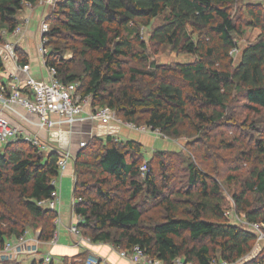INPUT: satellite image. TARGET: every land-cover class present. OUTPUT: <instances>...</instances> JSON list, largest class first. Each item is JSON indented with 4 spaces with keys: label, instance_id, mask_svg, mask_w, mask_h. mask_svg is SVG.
Returning a JSON list of instances; mask_svg holds the SVG:
<instances>
[{
    "label": "trees",
    "instance_id": "trees-1",
    "mask_svg": "<svg viewBox=\"0 0 264 264\" xmlns=\"http://www.w3.org/2000/svg\"><path fill=\"white\" fill-rule=\"evenodd\" d=\"M26 1L35 7L39 0H0V29L10 33L19 25L18 14ZM238 1L57 0L44 17L50 28L46 66L55 68L56 78L78 83V93L90 95L91 107L108 106L127 122L158 128L169 138L195 135L190 144L203 165L188 162L184 187L167 192L166 171L156 173L140 142L92 136L75 152L72 184V212L80 216L77 227L91 243L108 242L124 251L138 246L163 264L176 258L189 264H236L251 253L257 233L236 223L227 210L259 223L264 233V115L258 120L246 115L229 142L220 137L217 143L213 133L237 101L247 112L264 110V13L259 5L247 2L241 9L248 18L244 21L241 13L234 17L231 7ZM162 16L151 42L171 45L196 59L170 67L151 64L150 69L129 64L146 62L139 28ZM247 27L260 33L241 48ZM65 51L81 57L82 73L71 69ZM16 52L20 64H28L25 53L18 47ZM244 132L251 137L247 143ZM0 145V249L25 231L38 232L44 243L52 240L57 211L40 202L53 190L50 181L58 175V153L47 149L44 154L21 139ZM238 146L235 160L250 164V169L239 180L235 171L239 165H232L234 174L228 180L236 179L239 190L232 194V207H224L220 185L204 166L225 162L218 150ZM154 155L155 162L166 168L163 153ZM143 164L148 171L139 179ZM143 192L146 208L138 201ZM151 206L160 208L158 221L145 216ZM85 250L79 255H86ZM78 257L62 262L72 264ZM30 264L41 261L33 259ZM243 264H264V247Z\"/></svg>",
    "mask_w": 264,
    "mask_h": 264
},
{
    "label": "built area",
    "instance_id": "built-area-1",
    "mask_svg": "<svg viewBox=\"0 0 264 264\" xmlns=\"http://www.w3.org/2000/svg\"><path fill=\"white\" fill-rule=\"evenodd\" d=\"M47 3L54 7L57 0H39L38 4ZM51 7V8H52ZM34 5L29 1L24 3L22 10L33 11ZM23 12V11H21ZM31 15H24L19 25L10 33L5 29H0V143L21 139L35 146L39 150L52 149L58 153L57 170L58 175L50 181L53 187L50 197L40 202V205L57 211L55 224L57 226L55 235L52 240L42 242L38 239V232L32 233L25 231L21 236L9 239L0 249V264H6V261H19L22 258L33 256L37 258L40 249L45 244H55L58 240L59 228L62 220L59 215L60 210V190L61 179L69 171V166L73 165L75 152L68 147L62 148L61 145L52 146L48 142L42 140L41 133L51 127H58L59 124L65 123L69 126V132H74V127L82 122L92 124L94 131L89 133V139L92 136L112 135L118 140V134L123 130H134L140 133H154L166 139L158 128H152L148 125H136L127 122L118 116L113 109L108 106L90 105V95L82 96L77 91L78 83H64L55 77V68L46 66V48L49 24L42 18L39 26V40L37 44L38 55L41 57L42 64L46 68L49 81L38 80L31 75L30 66L28 64H20L16 47L18 38H22V30L31 20ZM16 38L17 40H12ZM235 52V50H233ZM89 105V106H87ZM17 107H22L26 115H22L17 111ZM3 112H11L12 115L19 120L14 122L9 119ZM16 116H15V115ZM42 131V132H41ZM87 140L80 141L78 147H84ZM148 171L146 164L140 167V172L145 175ZM69 175L74 182L73 170ZM73 184V183H72ZM72 206V205H71ZM72 212V207H71ZM73 213V212H72ZM226 214L233 217L235 222L247 227L257 233V241L248 257H253L260 249V242L264 241V233L261 231V225L256 222H249L243 214H236L233 209L227 210ZM75 222L70 223L67 227V233L74 246L84 248L90 242L83 236L77 227L80 216L75 215ZM259 248V249H258ZM119 255L126 258L134 264H162L158 259L150 258L143 251L134 246L131 251L120 250ZM41 264H63L50 252H46L40 258ZM246 259V258H245ZM85 264H109L106 259L89 255ZM172 264H189L180 258H176ZM213 264H232L227 261H221Z\"/></svg>",
    "mask_w": 264,
    "mask_h": 264
},
{
    "label": "rangeland",
    "instance_id": "rangeland-1",
    "mask_svg": "<svg viewBox=\"0 0 264 264\" xmlns=\"http://www.w3.org/2000/svg\"><path fill=\"white\" fill-rule=\"evenodd\" d=\"M247 2H251L254 5H259L261 9L263 10L264 13V0H239L236 5H233L231 7V12L232 16L238 17L241 13L243 20L245 21L248 16L246 13L242 11V6L243 4H246ZM39 5H42L45 11V14L49 13V10H51L53 7L47 3H42V4H37L38 6L35 9L34 15L32 16L31 20L27 25H24L23 29L26 31L28 34L26 39L21 41L22 42V47L23 50L28 54L29 57V65H30V71L31 75L34 78H42L45 81H49V77L46 71V68L42 64L41 57L38 55V50H37V44H38V39H37V34L39 31V26H40V20L44 17H41V10L42 7ZM44 5H46L44 7ZM52 7V8H51ZM23 11V12H21ZM20 13L18 14L19 20L24 15H31L33 12L28 11V10H21ZM163 21V16L160 18L154 19L148 26H142L139 28V34L138 38L146 43V47L144 49V53L146 55V62H138L135 61L132 62L133 60H129V64H134L135 66L138 67H143L146 69L151 68V64L154 66H162V67H170L174 66L178 63H189L192 62L196 59L195 55L182 52L180 49H175L171 45H156L150 40V36L152 33V30L161 24ZM26 28V29H25ZM260 33V29L258 28H246V31L242 37H240V42L239 45L242 48L245 44L248 42L254 41L257 36ZM36 36L32 38V36ZM39 38V34H38ZM136 49H139L140 47L136 46ZM233 57L235 56V52H230ZM64 59L69 60V63L71 65V69L76 71L77 73H82V65L81 62L79 61L81 57L75 56L73 57L70 51H65L64 54ZM73 58V61L71 59ZM236 105L233 106V110L230 111L227 115V118L222 121L221 123L216 125L214 128V135L216 136L215 140L224 138L226 141H230L233 135L237 133V129L235 128L239 123L241 124L242 120L246 117V115L249 114V120L252 119H260L262 115H264V110H262L260 113H254V112H247L242 108L240 105V102L237 101L234 103ZM89 106V105H87ZM237 123V124H234ZM84 127L80 126L77 127L75 126L74 129H77L75 133L70 134L69 126L66 125L65 123L59 124L58 127H51L48 128L45 133V138H41L42 140L48 142L52 146H57L61 145L62 148L65 147V142H69L71 138H75V141H85L84 135H82L83 128L89 127L87 124L83 125ZM242 126V124H241ZM246 127V126H244ZM235 128V129H234ZM247 128V127H246ZM82 130V131H81ZM130 132L129 135L124 136V139H134L136 141L141 142L142 144V154L145 159H152L153 162V167L157 168L156 173L160 174V172L163 170L164 172L166 171L167 177L164 178L167 180V192L172 190L179 189L181 187H184L186 180H187V168L186 164L188 162H192L194 164H197L199 167H203V165L200 162V156L198 157L197 154L195 153L194 149L191 147V142L197 137L195 135H189L188 133L182 134L180 137H175V138H164L160 135H155L154 133H140L138 131L134 130H128ZM241 130L239 131L240 135ZM264 135V134H263ZM97 137L103 138L104 135L99 134ZM243 141L247 143L250 141L251 137L250 134L247 132L242 133ZM119 139H122L118 135ZM67 140V141H66ZM90 140V139H89ZM87 140V142H89ZM23 148L24 146H19ZM66 147H68V144H66ZM0 148L2 146L0 145ZM240 146L237 148L229 150V149H219L218 153L221 154L225 158V162L223 161H215L214 164L211 162H207L204 167H207L206 169H209L214 176L216 177V180L218 181L221 192L224 196V207L231 205L232 207V194L236 191L239 190V184L236 179L233 180H228V175H233L234 172L231 170L232 165L237 164L239 166L238 170L236 171V175H238L239 180L244 179L249 172L250 169V164H243L240 163L239 161H236V155L239 153ZM44 154H47L49 150H42ZM161 151L163 153V160L164 163L162 166H165L166 168H161L159 164H157L155 161L157 159H154L155 153ZM227 160V161H226ZM235 160V161H234ZM69 171L66 172V176L62 178L61 180V190H60V210H59V215L62 220V227L59 228V230L64 229L65 224L68 223V217H69V205H70V200L72 197V179L67 176L69 172L71 173L73 170V165L69 166ZM142 174V173H141ZM139 179H143L144 175H141ZM171 187V188H170ZM145 199V194L144 192L141 194L139 197V200L144 207H148V205L144 202ZM152 207V206H151ZM150 207V208H151ZM159 215H160V208L158 206L152 207L151 209L147 210L145 212V216L150 217L151 219H156V221L159 220ZM74 216V215H73ZM74 220V217H72ZM32 222L34 220H30L28 225L31 226ZM26 226V228H29L30 226ZM67 227V226H66ZM65 227V229H66ZM31 229V228H29ZM28 230V229H27ZM91 243V242H90ZM89 243V244H90ZM107 244L112 245L111 243L106 242ZM99 244H105V243H99ZM260 249L259 251L264 247V241L260 242ZM47 245V244H45ZM44 245V246H45ZM71 245L73 243L71 242ZM79 253L77 254L79 257L77 258V261L73 262L72 264H85L86 259H87V254L89 255L88 251L84 253L86 255H79L84 251L83 248H78ZM47 248L43 247L40 249V253L37 255V258L30 256L28 258H22L19 261H21L19 264H30L33 259H39L42 255H44L47 252ZM120 251V250H119ZM259 252H257L258 254ZM246 255L243 259L239 260L236 264H243L249 259L253 258L256 256V254L253 257H248ZM70 258L72 257H67V261L70 262ZM246 258V259H245ZM58 259L61 260V258L58 257ZM163 264V263H162Z\"/></svg>",
    "mask_w": 264,
    "mask_h": 264
},
{
    "label": "crops",
    "instance_id": "crops-1",
    "mask_svg": "<svg viewBox=\"0 0 264 264\" xmlns=\"http://www.w3.org/2000/svg\"><path fill=\"white\" fill-rule=\"evenodd\" d=\"M40 7H42V10H41V17H45L47 14H45V11H44V8L42 5H39ZM46 5H44L45 7ZM38 6H35V9L37 8ZM33 9V11L35 10ZM32 11V12H33ZM34 15V12L31 14V16ZM26 29V28H25ZM39 34V32H38ZM38 34H37V39L39 40L38 38ZM27 33L26 31L23 29L22 30V38L20 39V37L18 38V43L16 44L17 47L19 48V50L27 57V60L29 61V57H28V54L23 50V47H22V42L23 40L26 39L27 37ZM36 37L35 35L32 36V38ZM12 40H17L16 38H12ZM28 65H29V62H28ZM30 66V65H29ZM38 80H43L44 79L42 78V76L40 78H36ZM0 111H1V108H0ZM17 111L22 114V115H26V112L25 110L22 108V107H17ZM5 114V116L9 117V119L11 118L14 122H19L18 119H16L11 113V112H3ZM15 115V114H14ZM16 116V115H15ZM87 124L89 127H85L83 128V131H82V135H84V139L83 140H89V133L94 131L93 128H92V124H90L89 122H82V123H79V125H76L77 127H84L83 125ZM77 129H74V132L70 133V134H73L75 133ZM78 131V130H77ZM42 132V131H41ZM130 132L127 131V130H123L120 134H118L122 139H124V136L126 135H129ZM42 137L45 138V131H43L41 133ZM130 139V138H129ZM126 140V139H124ZM134 140V139H133ZM67 141V140H66ZM139 142V141H138ZM66 144L69 145V147L71 149L74 150V152H76L78 150V145H79V142L78 141H75V138H71L70 141L67 143L65 142ZM141 143V142H140ZM65 144V145H66ZM70 173V172H69ZM66 176V175H65ZM67 176H69L70 179H72V177L67 174ZM64 178V177H62ZM62 180V179H61ZM72 205V197H71V200H70V205H69V217H68V223L65 224L66 226H68L70 223L72 222H75V217L73 216L74 214L71 212V206ZM74 217V220L73 218ZM64 226V229H61L59 230V234H58V240L55 244H48V245H45L44 247L47 248V252H50L52 255H54L55 257H59L61 258H65V257H72V256H75L79 253V249L78 247L74 246V245H71V239L67 233V230L65 229ZM62 227V226H61ZM90 243V242H89ZM88 245H86L83 249L87 250L88 253L90 255H94L98 258H101V259H106L109 264H134L133 262H130L129 260H127L126 258H123L119 255V250L118 249H115L112 245L110 244H99V243H90ZM81 249V248H80Z\"/></svg>",
    "mask_w": 264,
    "mask_h": 264
},
{
    "label": "water",
    "instance_id": "water-1",
    "mask_svg": "<svg viewBox=\"0 0 264 264\" xmlns=\"http://www.w3.org/2000/svg\"><path fill=\"white\" fill-rule=\"evenodd\" d=\"M73 174H74V177H75V162H73Z\"/></svg>",
    "mask_w": 264,
    "mask_h": 264
},
{
    "label": "bare ground",
    "instance_id": "bare-ground-1",
    "mask_svg": "<svg viewBox=\"0 0 264 264\" xmlns=\"http://www.w3.org/2000/svg\"><path fill=\"white\" fill-rule=\"evenodd\" d=\"M1 66V65H0Z\"/></svg>",
    "mask_w": 264,
    "mask_h": 264
}]
</instances>
